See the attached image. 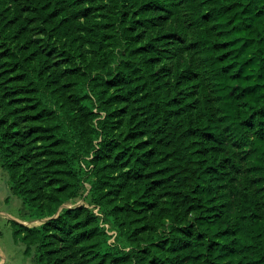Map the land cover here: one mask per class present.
Returning a JSON list of instances; mask_svg holds the SVG:
<instances>
[{
    "label": "trees",
    "instance_id": "16d2710c",
    "mask_svg": "<svg viewBox=\"0 0 264 264\" xmlns=\"http://www.w3.org/2000/svg\"><path fill=\"white\" fill-rule=\"evenodd\" d=\"M0 43V164L23 217H54L89 175L117 232L87 207L15 223L27 256L264 264V0H0Z\"/></svg>",
    "mask_w": 264,
    "mask_h": 264
},
{
    "label": "rangeland",
    "instance_id": "374dc122",
    "mask_svg": "<svg viewBox=\"0 0 264 264\" xmlns=\"http://www.w3.org/2000/svg\"><path fill=\"white\" fill-rule=\"evenodd\" d=\"M181 45L184 42H180ZM119 47V46H118ZM119 49V48H118ZM0 51H3L2 44L0 43ZM13 84L8 81L0 78V98H6L7 93L12 92ZM19 98H14L12 102V107L15 111H21L25 107V103L23 100H17ZM18 119H20L18 121ZM18 121V122H17ZM17 123V126H16ZM15 126L17 129L26 131L29 126L22 122L21 117L15 118ZM29 145L32 149V153H37V147L31 143L29 140ZM86 170H89V163L84 164ZM91 182L89 175L84 177L80 196L75 200L69 203H66L62 207H60L58 213L54 217H47L44 220H50L51 218L58 217L63 211L67 209H75L79 207H87L96 213V215L101 220L102 227L112 236L111 243H114V239L117 236V232L110 222L109 218L106 216L105 212L101 210L99 207L92 206L89 204V190L91 189ZM48 181L42 182L43 185H48ZM11 179L8 174L3 171L0 164V261L5 264H39L36 260V250L35 247L32 248L31 254L27 256L25 254V245L22 243H16L14 239V233L18 230L19 227L14 226L15 222L23 221L25 219L23 217V211L25 210V204L23 201L14 196L11 191ZM45 189H50V187H45ZM17 223V224H18ZM39 223H31L26 222L24 227H34ZM22 224H19V226ZM18 226V225H17ZM60 246V244H58Z\"/></svg>",
    "mask_w": 264,
    "mask_h": 264
},
{
    "label": "crops",
    "instance_id": "0c3cea01",
    "mask_svg": "<svg viewBox=\"0 0 264 264\" xmlns=\"http://www.w3.org/2000/svg\"><path fill=\"white\" fill-rule=\"evenodd\" d=\"M25 218V217H24ZM20 223L18 222H15V223H18V224H22V225H26V222H31V223H39L38 225H35L34 227H40L41 225H43L44 223H46L47 221L46 220H37V219H34V220H29V219H23V221H20ZM23 244V243H22ZM24 245V244H23ZM0 264H5V263H2V261H0Z\"/></svg>",
    "mask_w": 264,
    "mask_h": 264
},
{
    "label": "water",
    "instance_id": "95a60500",
    "mask_svg": "<svg viewBox=\"0 0 264 264\" xmlns=\"http://www.w3.org/2000/svg\"><path fill=\"white\" fill-rule=\"evenodd\" d=\"M47 221V220H46Z\"/></svg>",
    "mask_w": 264,
    "mask_h": 264
}]
</instances>
